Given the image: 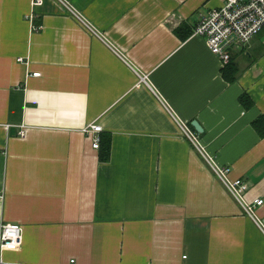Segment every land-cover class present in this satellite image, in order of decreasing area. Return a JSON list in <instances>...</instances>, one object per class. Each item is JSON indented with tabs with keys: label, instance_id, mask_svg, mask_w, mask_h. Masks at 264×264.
I'll use <instances>...</instances> for the list:
<instances>
[{
	"label": "crops",
	"instance_id": "obj_1",
	"mask_svg": "<svg viewBox=\"0 0 264 264\" xmlns=\"http://www.w3.org/2000/svg\"><path fill=\"white\" fill-rule=\"evenodd\" d=\"M221 3L0 0V223L22 225L1 264H264V234L179 126L264 222V26L230 47L227 81L193 33Z\"/></svg>",
	"mask_w": 264,
	"mask_h": 264
},
{
	"label": "built area",
	"instance_id": "obj_2",
	"mask_svg": "<svg viewBox=\"0 0 264 264\" xmlns=\"http://www.w3.org/2000/svg\"><path fill=\"white\" fill-rule=\"evenodd\" d=\"M42 2L43 0H31L33 6L41 5ZM68 8L73 10L70 6ZM263 26L264 0H222L221 5L213 7L200 18L193 28V33L204 37L210 49L219 56L222 65H225L230 60V47L244 45ZM32 74L38 75L39 72ZM144 77L140 76V79L144 80ZM179 126L183 136L188 138L211 163L214 172L224 182L228 191L242 204L246 213L252 217L264 234V222L254 213V207L262 204V198H255L251 203L244 201L243 192L247 187L246 183L239 178H228L229 167L216 165L203 146L198 143L195 132L185 124L179 123ZM101 130L102 126L97 122H92L84 128L86 133L92 135L93 148L99 147ZM21 243L22 225L20 223H0V250H14L19 248Z\"/></svg>",
	"mask_w": 264,
	"mask_h": 264
},
{
	"label": "trees",
	"instance_id": "obj_3",
	"mask_svg": "<svg viewBox=\"0 0 264 264\" xmlns=\"http://www.w3.org/2000/svg\"><path fill=\"white\" fill-rule=\"evenodd\" d=\"M183 28V25H180L176 28V31H179ZM185 34L182 36L184 37ZM238 74V69L235 65V62L233 60H230L227 64H225L222 67V76L224 79L227 81H234L236 79V76ZM241 102L244 104V106H248L251 104V101L249 100V97L247 94H242L240 96ZM264 115H261L260 117L256 118L253 120L252 124L254 128L257 130V132L260 135L264 134V123H263V118H261ZM111 138L110 135H105V134H100V143H99V158L101 160H106L109 157L110 154V142Z\"/></svg>",
	"mask_w": 264,
	"mask_h": 264
},
{
	"label": "water",
	"instance_id": "obj_4",
	"mask_svg": "<svg viewBox=\"0 0 264 264\" xmlns=\"http://www.w3.org/2000/svg\"><path fill=\"white\" fill-rule=\"evenodd\" d=\"M191 125L194 127V129L198 132H201L202 131V127L201 125L198 123V121L196 120H192L191 121Z\"/></svg>",
	"mask_w": 264,
	"mask_h": 264
}]
</instances>
